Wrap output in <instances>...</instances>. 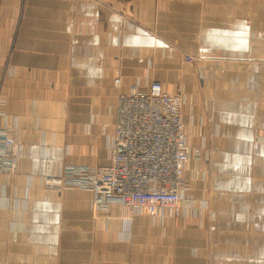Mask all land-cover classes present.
I'll return each instance as SVG.
<instances>
[{"label": "crops", "instance_id": "0c3cea01", "mask_svg": "<svg viewBox=\"0 0 264 264\" xmlns=\"http://www.w3.org/2000/svg\"><path fill=\"white\" fill-rule=\"evenodd\" d=\"M115 78L181 96L196 210L103 226L81 185H42L109 163ZM0 98L19 145L0 264H264V0H0Z\"/></svg>", "mask_w": 264, "mask_h": 264}, {"label": "built area", "instance_id": "2783aa9c", "mask_svg": "<svg viewBox=\"0 0 264 264\" xmlns=\"http://www.w3.org/2000/svg\"><path fill=\"white\" fill-rule=\"evenodd\" d=\"M114 86L118 92L109 163L82 171L63 166L57 176L43 178L42 185L56 190L81 185L91 193L95 222L103 226L122 218L128 224L135 214L162 223L170 216L196 210L194 201L185 197V170L190 162L196 163L191 180L196 188L208 157L186 145L181 96L169 94L158 81L123 92L119 91L121 79L115 78ZM15 133L6 100L0 98V174L6 179L17 174Z\"/></svg>", "mask_w": 264, "mask_h": 264}]
</instances>
